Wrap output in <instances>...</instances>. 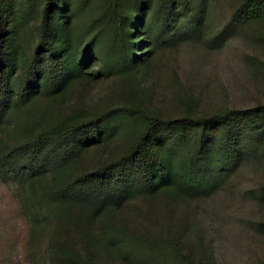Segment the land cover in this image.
Wrapping results in <instances>:
<instances>
[{
    "label": "rangeland",
    "instance_id": "1",
    "mask_svg": "<svg viewBox=\"0 0 264 264\" xmlns=\"http://www.w3.org/2000/svg\"><path fill=\"white\" fill-rule=\"evenodd\" d=\"M192 1L198 22L160 36L136 76L103 65L102 44L88 64L91 74L104 69L99 76L73 83L51 109L38 98L29 110L46 122L122 105L162 119L227 113L229 126L182 129L184 149L212 170L206 190L174 203L136 197L83 242L70 222L45 219L30 233L18 187L0 179V264H73L62 249L83 253L85 242L91 264H264V22L233 24L238 0ZM125 125L83 154L85 167L127 151L136 123Z\"/></svg>",
    "mask_w": 264,
    "mask_h": 264
},
{
    "label": "trees",
    "instance_id": "2",
    "mask_svg": "<svg viewBox=\"0 0 264 264\" xmlns=\"http://www.w3.org/2000/svg\"><path fill=\"white\" fill-rule=\"evenodd\" d=\"M193 4L0 0V179L18 187L30 233L45 219L60 226L70 222L84 242L85 234L94 238L97 220L112 217L136 197L174 203L206 190L203 182H209L212 170L184 149L182 129L204 132L228 125L227 113L162 119L122 105L86 118L46 122L44 114L29 110L38 98L51 109L73 83L99 76L104 69L91 74L88 64L93 53L103 51L102 44L108 51L103 65L114 63L119 72L136 76L160 36L198 22L201 14ZM231 21L264 22V0H238ZM126 122L136 123L127 151L85 167L83 154L93 145H108ZM85 245L83 253L66 247L61 254L73 264H91L92 252Z\"/></svg>",
    "mask_w": 264,
    "mask_h": 264
}]
</instances>
